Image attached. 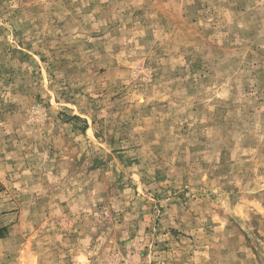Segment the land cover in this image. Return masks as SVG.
I'll return each instance as SVG.
<instances>
[{"label": "rangeland", "instance_id": "obj_1", "mask_svg": "<svg viewBox=\"0 0 264 264\" xmlns=\"http://www.w3.org/2000/svg\"><path fill=\"white\" fill-rule=\"evenodd\" d=\"M0 264H264V0H0Z\"/></svg>", "mask_w": 264, "mask_h": 264}]
</instances>
